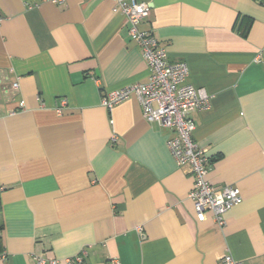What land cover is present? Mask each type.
Here are the masks:
<instances>
[{
    "label": "crops",
    "instance_id": "0c3cea01",
    "mask_svg": "<svg viewBox=\"0 0 264 264\" xmlns=\"http://www.w3.org/2000/svg\"><path fill=\"white\" fill-rule=\"evenodd\" d=\"M138 1L150 8L140 30L212 96L190 114L193 138L209 182L239 187L241 202L224 225L198 213L192 168L167 146L174 130L135 96L102 105L150 77L113 0H0V264L82 249L83 264H264L262 0Z\"/></svg>",
    "mask_w": 264,
    "mask_h": 264
},
{
    "label": "built area",
    "instance_id": "2783aa9c",
    "mask_svg": "<svg viewBox=\"0 0 264 264\" xmlns=\"http://www.w3.org/2000/svg\"><path fill=\"white\" fill-rule=\"evenodd\" d=\"M58 3L61 0H51ZM114 9L121 12L128 24L129 34L140 48L150 70L149 80L134 82L118 90L108 91L102 97V105L112 110L117 104L135 96L143 106L145 118L150 122L174 130L168 137L167 146L179 165L189 164L194 173L193 187L189 192L198 213L211 210L219 225L225 224V213L239 204L242 194L239 187L226 185L217 188L207 178L210 158L206 148L199 146L193 138L196 125L190 114L195 110L207 109L212 96L205 88L188 83L189 66L183 62H170L166 51L159 47L155 36L148 31L140 30L139 24L148 15L149 6L138 0H113ZM264 6V0L261 1ZM3 17L0 16V23ZM18 83L13 87L17 89ZM64 100L61 101V104ZM20 108L25 107L24 101ZM116 138L113 137V140ZM86 249L78 254L64 258L46 259L38 257L36 264H83ZM225 264H242L232 257H227ZM112 264H119L116 259Z\"/></svg>",
    "mask_w": 264,
    "mask_h": 264
},
{
    "label": "trees",
    "instance_id": "16d2710c",
    "mask_svg": "<svg viewBox=\"0 0 264 264\" xmlns=\"http://www.w3.org/2000/svg\"><path fill=\"white\" fill-rule=\"evenodd\" d=\"M1 193H2V188H1V184H0V212L2 209ZM1 229H2V227L0 226V254H2L4 251V246H3L2 236H1Z\"/></svg>",
    "mask_w": 264,
    "mask_h": 264
}]
</instances>
